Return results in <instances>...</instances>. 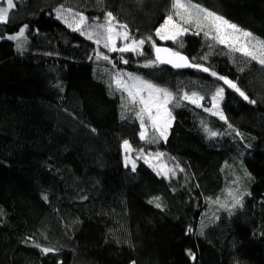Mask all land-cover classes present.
I'll return each mask as SVG.
<instances>
[{"label":"trees","instance_id":"1","mask_svg":"<svg viewBox=\"0 0 264 264\" xmlns=\"http://www.w3.org/2000/svg\"><path fill=\"white\" fill-rule=\"evenodd\" d=\"M14 2L9 21L0 23V264H223L222 253L201 232L187 230L200 218L211 223L221 212L216 201L232 198L229 192L248 193L243 197L255 225L248 241L264 264V163L260 175L249 167L257 147L264 148V65L203 32L194 34L195 28L179 42L160 41L155 31L172 11L171 0ZM191 2L264 41V0ZM58 10L81 13L89 24L104 23L111 12L133 38L152 40L144 55L109 52L103 41L97 45L57 19ZM22 26L21 39L7 38ZM153 42L210 71L144 67L154 60ZM124 43L116 41L118 47ZM98 52L112 62L98 59ZM117 72L173 93L167 140L140 139L138 108L128 104L125 110L127 93L112 83ZM211 72L233 81L255 103ZM221 87L227 123L179 97L196 92L209 101ZM205 126L218 135L210 137ZM147 134L154 135L151 128ZM125 140L135 172L125 166ZM140 150L163 153L174 174L157 175L136 159ZM154 197L163 210L149 203Z\"/></svg>","mask_w":264,"mask_h":264},{"label":"snow or ice","instance_id":"2","mask_svg":"<svg viewBox=\"0 0 264 264\" xmlns=\"http://www.w3.org/2000/svg\"><path fill=\"white\" fill-rule=\"evenodd\" d=\"M2 3H6V7L2 6ZM2 3H0V23H7L9 21V13L16 7V4L14 0H2ZM171 8L172 11L170 14L165 18L163 24L155 31V36L160 40L173 41L174 43L179 42V38L189 32L190 28H195L196 31L194 34L203 32L206 39H211L216 43L223 44L228 47L230 51L238 52L242 56L264 65V41H257L254 44L250 32L241 29L221 15L199 4L192 3L191 0H171ZM56 18L62 20L72 31L79 32L80 35L85 36L89 40H93L97 45L103 41V47L109 52H131L144 55L143 47L145 43L152 40L151 37H148L147 41L145 39L133 38L128 31V26L116 21V18L111 12L105 13L104 23L100 24H89L83 14L72 13L70 10H58ZM26 27L27 26H22L19 29L18 35H10L7 38L11 40L21 39L24 36ZM117 39L125 41L126 43L118 47L116 44ZM17 48H22V45L18 44ZM152 48L155 59L149 60L143 65L144 67L170 64L174 68L195 67L203 72L210 71L207 67L190 63L187 57L171 48L158 47L154 42L152 43ZM97 58L103 59L108 63L112 62L107 55H103L99 52L97 53ZM121 59L125 64L128 63V60L123 57H121ZM210 74L219 80H223L224 84L234 89L248 103H255V101L250 100L245 92L241 91L233 81L218 76L215 72H211ZM124 77H127V79L125 80ZM112 83L118 91L127 93V101L122 104L125 110L128 109V104H132L138 108L136 117L140 121V139L147 143H157L159 139L167 140L168 131L171 128L173 120L172 112L168 108V105L175 99L173 93L169 92L166 88L158 87L150 81L130 73L117 72L112 76ZM111 86L112 85H110V87ZM223 94L224 89L222 87L217 88L215 94L211 97L212 107H205L204 110L213 116H219L221 120L227 123V119L223 112L220 111L219 106V101L223 99ZM180 99L195 104V106L199 108L202 107L200 101H202L204 97L198 95L196 92H192L191 95L185 94L180 97ZM176 106L178 107L179 103H177ZM228 127L232 128V125L229 124ZM148 128H151L154 133L151 138H149L147 134ZM204 130L210 137H216L218 135L215 131H209L206 126ZM236 135H240V133L237 132ZM122 147L125 153V166L127 167L131 164V170L135 172V160H132L129 155L133 151L132 146L129 141L125 140L123 141ZM163 155V153L156 152L155 158L159 160ZM151 156V153L145 154L143 150H140L136 159H143L146 164L153 167L157 175H165V178H167V173L173 172V170L166 168L163 164L154 166L150 163ZM228 194L234 201L232 208L242 206L243 195H248V193H243L237 196L233 192H229ZM45 199H47V197H45ZM159 201V197H154L149 203H154L156 208L163 210V205ZM216 203L219 204V200H217ZM220 206L226 207V205L223 204ZM227 210L229 211V215H231V209ZM187 231L191 233L193 229L188 228ZM201 234L203 233L201 232ZM35 246L39 247L38 245ZM41 251L47 253L51 251V249L41 248ZM188 255L195 261L196 257L190 250L188 251Z\"/></svg>","mask_w":264,"mask_h":264},{"label":"rangeland","instance_id":"3","mask_svg":"<svg viewBox=\"0 0 264 264\" xmlns=\"http://www.w3.org/2000/svg\"><path fill=\"white\" fill-rule=\"evenodd\" d=\"M118 40L119 39H117L116 41ZM256 42L257 41L253 39V43L255 44ZM183 95H185L184 92H182L179 97H182ZM222 102L223 99L219 101L221 112ZM200 103L203 109L205 107H212L211 98L209 99V101L203 99L202 101H200ZM150 160L157 161L158 165L163 164L166 166V168H168V163L166 162L164 155L159 160L155 158V155L151 156ZM260 163H264V148L259 145L254 152V155L249 160L251 173L258 175L261 174L260 170L258 169V165ZM227 201L231 203V205L234 203L232 198L225 197V200L217 205L218 210H220L221 212L219 214H216L211 223L208 224V222H206L203 218L195 221L193 225L194 232H202L204 239L208 242V244L216 247L222 253L223 264H232L234 261L241 264H260V251L257 247H255L248 241L250 234L254 230V224L251 219V207L248 203V200L243 197L242 206L227 208L231 209V215H229V211L227 209H224L225 207L220 206L221 204L226 205L225 203ZM181 223L184 226L189 224L188 218L185 216L182 217Z\"/></svg>","mask_w":264,"mask_h":264},{"label":"water","instance_id":"4","mask_svg":"<svg viewBox=\"0 0 264 264\" xmlns=\"http://www.w3.org/2000/svg\"><path fill=\"white\" fill-rule=\"evenodd\" d=\"M158 47L170 48L169 46H166V45H159ZM182 55H184V54H182ZM184 56L187 57L186 55H184ZM153 57L155 59L154 51H153ZM189 62H190V60H189ZM190 63H192V62H190ZM161 66L167 67L168 69H170L172 71H176V72H200V73H204V74H207L208 73V72L200 71L199 69H197L195 67L174 68L170 64H161Z\"/></svg>","mask_w":264,"mask_h":264},{"label":"bare ground","instance_id":"5","mask_svg":"<svg viewBox=\"0 0 264 264\" xmlns=\"http://www.w3.org/2000/svg\"><path fill=\"white\" fill-rule=\"evenodd\" d=\"M226 85V84H225ZM168 169H172V168H170V167H168ZM171 172H168V174H170ZM248 203H249V201H248ZM226 204V207L224 208L225 210L227 209V208H232V205H231V203H229L228 201L225 203ZM249 205H250V203H249ZM250 207H251V205H250ZM251 211H252V207H251ZM252 219V218H251ZM254 224V223H253ZM254 229H255V225H254ZM254 231V230H253Z\"/></svg>","mask_w":264,"mask_h":264}]
</instances>
